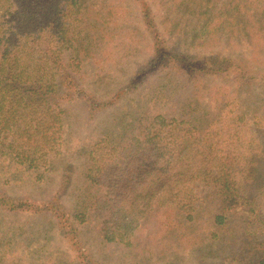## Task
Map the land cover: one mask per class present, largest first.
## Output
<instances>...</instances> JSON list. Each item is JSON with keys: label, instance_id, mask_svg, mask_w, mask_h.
Listing matches in <instances>:
<instances>
[{"label": "trees", "instance_id": "16d2710c", "mask_svg": "<svg viewBox=\"0 0 264 264\" xmlns=\"http://www.w3.org/2000/svg\"><path fill=\"white\" fill-rule=\"evenodd\" d=\"M156 2L161 12L151 0H0L2 175L14 166L47 178L71 104L93 117L157 83L153 109L138 100L113 122L121 131L104 129L90 146L74 204L61 191L37 200L0 187V216L52 218L78 264H107L83 241L80 226L93 219L132 264H181L185 252L264 264V0ZM128 16L143 23L152 54L103 99L83 68L116 31H133ZM0 264L24 261L5 254Z\"/></svg>", "mask_w": 264, "mask_h": 264}, {"label": "rangeland", "instance_id": "374dc122", "mask_svg": "<svg viewBox=\"0 0 264 264\" xmlns=\"http://www.w3.org/2000/svg\"><path fill=\"white\" fill-rule=\"evenodd\" d=\"M151 3L156 12L162 11L156 0H151ZM132 5L136 7L134 3ZM129 6L131 7L130 2ZM132 18L133 16H128L124 19L127 21V27L133 31L127 29L116 31L118 36L116 34L111 36L112 39L105 48L103 47L100 55L84 65L86 88L103 99L104 96H109L119 89L132 75L136 65L147 60L152 54L151 36L146 33L142 22L139 21V24L136 22L137 18ZM156 86V81L149 82L142 87L143 90L140 89L130 94L128 98H124L106 110L95 112L93 117L89 115V110L83 106V103L71 104L65 127L63 152L53 157L51 164L54 169L47 178L11 165L10 169L6 166L7 177L1 172L5 170H0V187L13 196H29L37 200L50 198L56 191H61L65 201L68 204H74L78 190L81 188L80 185L84 182L90 146L104 135V129H108V133L111 131L113 135L121 131L122 124L112 125L113 122L119 119L121 121V116L129 113V110H125L127 107H137L138 100L145 109L149 107L153 109L156 104L154 100L152 102L149 100L155 97ZM258 91L259 95L264 97L263 90ZM131 98L134 99L131 100ZM206 99L208 100V95ZM203 105L209 108L211 104ZM169 106L171 105H165L162 109L168 110ZM4 165L6 164L0 159V169ZM66 173L71 175V178L63 185ZM98 222L99 220L93 219L87 225L80 226L85 233L83 241L97 257L103 258L107 264H132L138 259L132 257L129 252L123 253L120 258L119 253L122 251H117L118 246L107 245L99 237ZM2 229L8 231L7 238L0 240L2 244L9 241L6 248H1L0 243V256L6 254V261L8 256L17 255L23 258L24 264H78L77 259H74V251L69 250V241L60 236L55 220L52 218L27 214L0 216V230ZM183 258L184 261L181 264H215L218 262V259L210 261L201 255L189 252L183 253ZM140 261L144 260L140 259ZM144 264L157 263L155 260H147Z\"/></svg>", "mask_w": 264, "mask_h": 264}]
</instances>
